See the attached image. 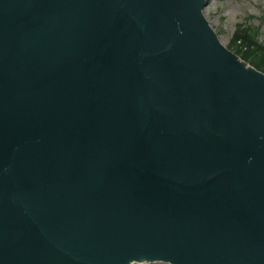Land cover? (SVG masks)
Segmentation results:
<instances>
[{
  "label": "water",
  "instance_id": "1",
  "mask_svg": "<svg viewBox=\"0 0 264 264\" xmlns=\"http://www.w3.org/2000/svg\"><path fill=\"white\" fill-rule=\"evenodd\" d=\"M204 2L0 0V264H264V76Z\"/></svg>",
  "mask_w": 264,
  "mask_h": 264
},
{
  "label": "rangeland",
  "instance_id": "2",
  "mask_svg": "<svg viewBox=\"0 0 264 264\" xmlns=\"http://www.w3.org/2000/svg\"><path fill=\"white\" fill-rule=\"evenodd\" d=\"M203 11L219 42L242 47L245 64L264 73V0H205Z\"/></svg>",
  "mask_w": 264,
  "mask_h": 264
},
{
  "label": "bare ground",
  "instance_id": "3",
  "mask_svg": "<svg viewBox=\"0 0 264 264\" xmlns=\"http://www.w3.org/2000/svg\"><path fill=\"white\" fill-rule=\"evenodd\" d=\"M221 44V43H220ZM223 48H225V44H221ZM238 63L239 65H243V66H248V65H245L243 64L239 59H238ZM250 67V66H248ZM255 75H258L257 73H255ZM130 263H127V262H124V264H144V263H155V262H160L161 260H158V259H151L149 257H133V258H130L129 259Z\"/></svg>",
  "mask_w": 264,
  "mask_h": 264
},
{
  "label": "trees",
  "instance_id": "4",
  "mask_svg": "<svg viewBox=\"0 0 264 264\" xmlns=\"http://www.w3.org/2000/svg\"><path fill=\"white\" fill-rule=\"evenodd\" d=\"M252 34V33H251ZM235 54H239L240 56H241V58H243L244 59V54H242V50H241V48L242 47H240V48H238V47H235V48H233L232 46H230L229 47ZM261 59V58H260ZM261 61H262V59H261ZM260 66V65H259ZM257 69H260L259 67H257V66H255Z\"/></svg>",
  "mask_w": 264,
  "mask_h": 264
}]
</instances>
